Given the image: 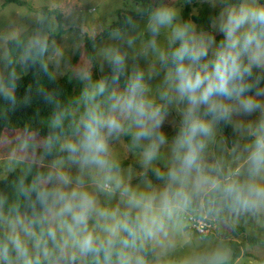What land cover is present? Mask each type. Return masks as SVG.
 Listing matches in <instances>:
<instances>
[{
    "label": "clouds",
    "instance_id": "1",
    "mask_svg": "<svg viewBox=\"0 0 264 264\" xmlns=\"http://www.w3.org/2000/svg\"><path fill=\"white\" fill-rule=\"evenodd\" d=\"M217 2L221 11L209 31L157 6L148 18L151 39L137 53L147 59L151 52L155 61L130 67L119 47L107 50L111 75L93 81L82 69L75 108L41 90L54 108L38 160L26 162L10 192H0V264H165L156 246L183 230L193 212L215 218L264 206V3ZM48 51L36 37L21 60L27 66ZM16 81L15 70L0 75V96L12 106ZM236 117L255 119L234 123ZM222 125H233L247 143L216 145ZM122 137L139 150L136 173L114 157L111 145ZM210 147L242 163L233 168ZM228 258L216 248L179 264Z\"/></svg>",
    "mask_w": 264,
    "mask_h": 264
},
{
    "label": "rangeland",
    "instance_id": "2",
    "mask_svg": "<svg viewBox=\"0 0 264 264\" xmlns=\"http://www.w3.org/2000/svg\"><path fill=\"white\" fill-rule=\"evenodd\" d=\"M184 1L154 0L153 10L159 5L168 6L175 10L177 22L185 23L182 15ZM187 2L190 4L192 15H197L205 6L221 11L220 4L217 2L214 5V0H187ZM138 10L139 6L134 0H15L10 3L0 0V75L6 79L10 65L14 66V70L20 68L21 72H28V64L26 66L21 60V53L23 46L36 37L46 40L49 45L48 53L40 58H45L52 65L56 80L72 72L74 78L80 81L79 74L82 69L91 74L93 81L99 80L109 68L105 54L114 47H119L127 54L130 67L139 63L142 68H147L155 61V56L149 52L147 59H137V53L151 39V34L147 30L149 16L145 18L128 14L137 13ZM120 11L125 14L124 16L122 14V19L125 20L126 27L113 31L101 40L96 47V65L91 63L83 49L85 39L95 38L107 27L119 22ZM58 14L61 15V20ZM189 22L197 30H201L200 25L192 20ZM116 33H119L124 40L134 39L133 47L129 48L123 40L115 39ZM157 39L162 47L166 46L167 30L161 29ZM219 39L221 36L218 34L217 40ZM9 41L14 42L9 45ZM8 60L12 62L9 64ZM150 83L154 96L159 80ZM2 98L3 96H0V100ZM175 119L173 113L169 117V122ZM242 119L250 120L255 117H236L234 123ZM231 127L233 128V125ZM165 131L170 137L172 129L166 126ZM234 134V140L241 145L247 143L241 135L235 132ZM220 135H223L227 144ZM234 140L229 139L224 130L219 129L215 142H218V145L230 146ZM42 142L39 133L28 132L21 127L8 128L0 144V180L16 169L21 171L26 162L37 161V150L43 145ZM111 147L114 157L120 164L127 162L126 165H121L126 173H136L139 170V150L130 148L127 137L114 141ZM209 151L212 156L223 157L225 163L233 168L242 163L233 160L219 147L216 150L211 147ZM135 182L133 180V183ZM192 216L201 217L197 212H193ZM209 219L214 222L210 236L200 235L186 220L183 230H174L167 238H163L162 245L156 246L155 254H159L165 264H179L182 259L193 253L221 248L228 253L227 264H232L230 261L233 258V250L229 244L237 240L241 246V256L233 264H264V206L241 212L223 211L215 218ZM236 227L243 228L245 234L261 239V242L242 244L244 234L237 235Z\"/></svg>",
    "mask_w": 264,
    "mask_h": 264
},
{
    "label": "trees",
    "instance_id": "3",
    "mask_svg": "<svg viewBox=\"0 0 264 264\" xmlns=\"http://www.w3.org/2000/svg\"><path fill=\"white\" fill-rule=\"evenodd\" d=\"M15 0H6V2H14ZM139 6L137 13H128L129 15H134L137 17H148L153 11L155 5L154 0H134ZM184 1V0H183ZM185 2V7L182 11L183 21L189 22L194 21L196 24L200 25L201 30H210V24L213 18L219 15V9H213L211 7H203L199 10L197 15H192L190 4ZM264 3V0H261ZM47 10V9H46ZM57 13V12H55ZM119 12L120 21L107 27L95 38H87L84 43V52L88 60L95 64L97 51L96 47L104 38L108 37L113 31L117 29H123L126 27L125 20H123V14ZM59 20H61V15L58 14ZM122 19V20H121ZM14 41H9L13 43ZM47 65V72L41 67V65ZM14 66L9 67V71L14 70ZM20 69V68H19ZM19 69H15L17 76V86L15 89V96L17 97V104L12 106L4 97L0 100V144L5 131L8 128H18L21 127L28 132L34 131L40 134L43 138L48 132V124L50 116L53 112L54 106L46 102L42 96V91L52 93L56 99L60 100L62 104L75 108L76 105L72 103L75 98H78L81 88L83 87L82 82L74 78L72 72H69L65 76L54 79V68L45 58H38L35 61L28 62V72L23 73ZM8 71V72H9ZM111 75V69L108 68L101 77H106ZM50 77H52L50 79ZM7 79V77H6ZM224 130L229 139L234 140L235 134L231 125H222L221 128ZM128 140V137H127ZM129 144V140H128ZM130 145V144H129ZM43 151V145L37 150V155ZM127 162L121 165H126ZM37 167L39 165H36ZM35 170V168H34ZM19 170H14L7 177L0 180V192L11 191L10 181L15 179L20 175ZM236 234L243 235V243H260L261 239H256L248 234L241 227H236ZM230 248L233 250V258L230 261L232 264L241 256V246L237 240L230 242ZM153 256L150 253V258Z\"/></svg>",
    "mask_w": 264,
    "mask_h": 264
},
{
    "label": "built area",
    "instance_id": "4",
    "mask_svg": "<svg viewBox=\"0 0 264 264\" xmlns=\"http://www.w3.org/2000/svg\"><path fill=\"white\" fill-rule=\"evenodd\" d=\"M193 229L200 235L210 236L214 229V222L209 218L192 216L187 219Z\"/></svg>",
    "mask_w": 264,
    "mask_h": 264
},
{
    "label": "crops",
    "instance_id": "5",
    "mask_svg": "<svg viewBox=\"0 0 264 264\" xmlns=\"http://www.w3.org/2000/svg\"><path fill=\"white\" fill-rule=\"evenodd\" d=\"M223 138V135H220ZM224 142L226 143V139L223 138ZM216 145H218V142H215ZM227 144V143H226ZM211 148V147H210ZM217 147H214V150H216Z\"/></svg>",
    "mask_w": 264,
    "mask_h": 264
}]
</instances>
